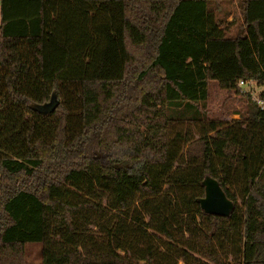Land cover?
Returning a JSON list of instances; mask_svg holds the SVG:
<instances>
[{
  "label": "trees",
  "instance_id": "1",
  "mask_svg": "<svg viewBox=\"0 0 264 264\" xmlns=\"http://www.w3.org/2000/svg\"><path fill=\"white\" fill-rule=\"evenodd\" d=\"M0 4V264L27 243L39 264H264V110L207 107L212 82L264 86V0ZM208 176L229 216L202 209Z\"/></svg>",
  "mask_w": 264,
  "mask_h": 264
},
{
  "label": "rangeland",
  "instance_id": "2",
  "mask_svg": "<svg viewBox=\"0 0 264 264\" xmlns=\"http://www.w3.org/2000/svg\"><path fill=\"white\" fill-rule=\"evenodd\" d=\"M217 16L224 19L227 35L233 36L237 34L242 24V13L235 1H226ZM247 92V89H243L240 92L227 91L218 82H212L207 102L209 117L219 120L240 118L241 113L247 107L244 97ZM180 129L183 131L189 130L194 136H199L196 125L185 124ZM25 250L27 264H39L41 245L39 243H27ZM180 264L183 263L181 262Z\"/></svg>",
  "mask_w": 264,
  "mask_h": 264
},
{
  "label": "water",
  "instance_id": "3",
  "mask_svg": "<svg viewBox=\"0 0 264 264\" xmlns=\"http://www.w3.org/2000/svg\"><path fill=\"white\" fill-rule=\"evenodd\" d=\"M59 105V100L53 94L51 100L36 109L43 115H49L55 112ZM205 195L200 199L202 209L212 215L229 216L234 209V202L228 198L219 181L213 177H206L203 180Z\"/></svg>",
  "mask_w": 264,
  "mask_h": 264
},
{
  "label": "built area",
  "instance_id": "4",
  "mask_svg": "<svg viewBox=\"0 0 264 264\" xmlns=\"http://www.w3.org/2000/svg\"><path fill=\"white\" fill-rule=\"evenodd\" d=\"M239 88L247 89L248 92L252 93L254 99L257 101L258 105L264 110V98L257 96V92L263 91L264 86H258V84L253 80H240L238 83Z\"/></svg>",
  "mask_w": 264,
  "mask_h": 264
},
{
  "label": "crops",
  "instance_id": "5",
  "mask_svg": "<svg viewBox=\"0 0 264 264\" xmlns=\"http://www.w3.org/2000/svg\"><path fill=\"white\" fill-rule=\"evenodd\" d=\"M0 8H1V4H0ZM0 21H1V18H0Z\"/></svg>",
  "mask_w": 264,
  "mask_h": 264
}]
</instances>
